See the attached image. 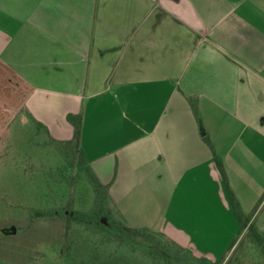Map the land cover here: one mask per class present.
I'll list each match as a JSON object with an SVG mask.
<instances>
[{
    "label": "crops",
    "instance_id": "crops-1",
    "mask_svg": "<svg viewBox=\"0 0 264 264\" xmlns=\"http://www.w3.org/2000/svg\"><path fill=\"white\" fill-rule=\"evenodd\" d=\"M70 116L125 227L217 262L264 211V0H0V156Z\"/></svg>",
    "mask_w": 264,
    "mask_h": 264
},
{
    "label": "rangeland",
    "instance_id": "rangeland-1",
    "mask_svg": "<svg viewBox=\"0 0 264 264\" xmlns=\"http://www.w3.org/2000/svg\"><path fill=\"white\" fill-rule=\"evenodd\" d=\"M6 135L0 264H264V242L253 232L264 211L242 222L217 262L201 261L163 235L125 227L75 145L55 143L35 125Z\"/></svg>",
    "mask_w": 264,
    "mask_h": 264
},
{
    "label": "trees",
    "instance_id": "trees-1",
    "mask_svg": "<svg viewBox=\"0 0 264 264\" xmlns=\"http://www.w3.org/2000/svg\"><path fill=\"white\" fill-rule=\"evenodd\" d=\"M68 120L70 123H72L73 127H74V135H73V143L72 144H77L78 142V137H79V131H80V119L79 117H68ZM101 186V185H100ZM102 187V186H101ZM234 215L236 217H238V212H237V209L234 207ZM253 232H254V236H255V239L258 243H263L264 240L263 238L257 233V231L255 229H253ZM232 247V246H231Z\"/></svg>",
    "mask_w": 264,
    "mask_h": 264
}]
</instances>
